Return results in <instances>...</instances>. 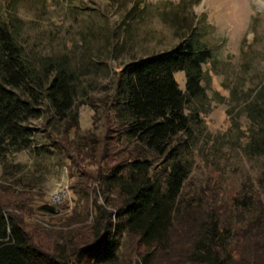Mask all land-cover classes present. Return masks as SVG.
Here are the masks:
<instances>
[{
  "label": "rangeland",
  "instance_id": "1",
  "mask_svg": "<svg viewBox=\"0 0 264 264\" xmlns=\"http://www.w3.org/2000/svg\"><path fill=\"white\" fill-rule=\"evenodd\" d=\"M42 3L22 0L19 13L29 21V33L42 52L65 51L80 71L83 89L74 107L79 121L68 141L74 158L58 143L67 123L45 103L42 115L30 121L31 147L0 161V199L10 204L9 209L27 204L26 221L47 232H58L65 239L77 231L87 233L93 219L91 205L105 201L95 194L99 182L81 177L80 170L99 169L92 157L105 133L115 70L131 59L167 51L195 31L212 49L214 59L204 64L207 99L200 111L206 129L192 142V170L180 204L221 211L228 226L226 247L235 232L247 230V258L253 239L262 241L264 223L250 228L264 220V163L243 149L252 124L231 94L240 85L264 87V0H140L146 9L133 18L126 14L135 0H69L63 7L57 0H46V8ZM117 42L123 46L111 52ZM175 78L185 89V74L177 72ZM82 181L88 183L87 195L76 187ZM45 205L55 206V212L42 209ZM194 232L176 223L165 239L149 248L146 264H201L196 257L201 254L200 237ZM120 242L113 264H136L137 236L125 233Z\"/></svg>",
  "mask_w": 264,
  "mask_h": 264
},
{
  "label": "trees",
  "instance_id": "2",
  "mask_svg": "<svg viewBox=\"0 0 264 264\" xmlns=\"http://www.w3.org/2000/svg\"><path fill=\"white\" fill-rule=\"evenodd\" d=\"M21 1L0 0V161L31 147L30 121L42 115L45 103L67 123L64 139L58 143L73 159L68 141L79 121L74 107L83 89L80 71L67 52H42L29 33V21L19 13ZM42 1L46 8V0ZM68 1L57 3L63 7ZM145 9L135 0L126 16L133 18ZM62 43L66 46L65 40ZM122 46L123 42L113 43L110 51ZM213 59L212 49L192 31L169 50L131 59L115 70L105 108V133L92 157L99 169L96 173L80 170L81 177L99 182L95 194L105 201L91 205L90 229L65 239L27 222V204L15 205L13 210L0 199V264H113L125 233L138 238L136 264H146L149 248L165 239L176 223L200 237L201 254L196 257L201 264H264V229L262 241L253 239L246 258L247 230L235 232L226 247L228 226L221 211L180 204L192 170V142L206 129L200 111L207 99L204 64ZM177 72L185 74V89L175 78ZM241 86L231 95L252 124L243 149L264 163V87ZM85 185L82 181L75 186L87 195ZM42 209L55 212L51 205ZM262 222L258 219L250 230L261 228Z\"/></svg>",
  "mask_w": 264,
  "mask_h": 264
},
{
  "label": "built area",
  "instance_id": "3",
  "mask_svg": "<svg viewBox=\"0 0 264 264\" xmlns=\"http://www.w3.org/2000/svg\"><path fill=\"white\" fill-rule=\"evenodd\" d=\"M55 200L57 201V200H60V196L59 195H56L55 196Z\"/></svg>",
  "mask_w": 264,
  "mask_h": 264
}]
</instances>
